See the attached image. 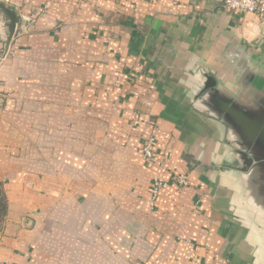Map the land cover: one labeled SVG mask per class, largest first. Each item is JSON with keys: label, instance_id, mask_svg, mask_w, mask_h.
<instances>
[{"label": "crops", "instance_id": "obj_1", "mask_svg": "<svg viewBox=\"0 0 264 264\" xmlns=\"http://www.w3.org/2000/svg\"><path fill=\"white\" fill-rule=\"evenodd\" d=\"M222 1L0 0V261L264 264V145L228 114L264 121V16Z\"/></svg>", "mask_w": 264, "mask_h": 264}, {"label": "built area", "instance_id": "obj_2", "mask_svg": "<svg viewBox=\"0 0 264 264\" xmlns=\"http://www.w3.org/2000/svg\"><path fill=\"white\" fill-rule=\"evenodd\" d=\"M222 8L228 12H249L258 16H264V0H223ZM23 20L29 21V18L20 14ZM5 95L0 90V104L3 102ZM154 139L150 137L142 147V155L144 160L148 161L152 158V143ZM170 183L178 186L188 185V176L185 173H177L171 176V180H165L160 177H154L151 184L152 201L158 196V193L166 189ZM0 264H5L0 261Z\"/></svg>", "mask_w": 264, "mask_h": 264}, {"label": "water", "instance_id": "obj_3", "mask_svg": "<svg viewBox=\"0 0 264 264\" xmlns=\"http://www.w3.org/2000/svg\"><path fill=\"white\" fill-rule=\"evenodd\" d=\"M0 11L4 14L6 19V26L8 29L6 44H8L14 32L16 14L10 8L2 4H0ZM228 114L249 138L256 140V142H261L264 145V121L252 120L244 113L233 109H228ZM251 161V158H248L247 164L250 165Z\"/></svg>", "mask_w": 264, "mask_h": 264}, {"label": "trees", "instance_id": "obj_4", "mask_svg": "<svg viewBox=\"0 0 264 264\" xmlns=\"http://www.w3.org/2000/svg\"><path fill=\"white\" fill-rule=\"evenodd\" d=\"M3 210H4V204L2 200L0 199V214L3 212Z\"/></svg>", "mask_w": 264, "mask_h": 264}]
</instances>
